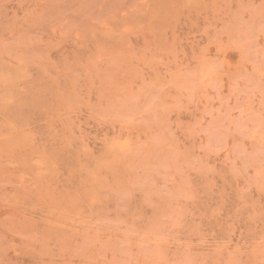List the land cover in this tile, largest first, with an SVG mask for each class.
<instances>
[{"label":"rangeland","instance_id":"1","mask_svg":"<svg viewBox=\"0 0 264 264\" xmlns=\"http://www.w3.org/2000/svg\"><path fill=\"white\" fill-rule=\"evenodd\" d=\"M0 264H264V0H0Z\"/></svg>","mask_w":264,"mask_h":264}]
</instances>
